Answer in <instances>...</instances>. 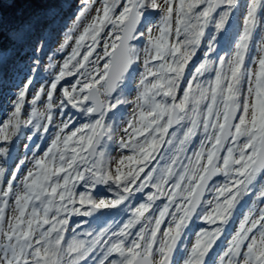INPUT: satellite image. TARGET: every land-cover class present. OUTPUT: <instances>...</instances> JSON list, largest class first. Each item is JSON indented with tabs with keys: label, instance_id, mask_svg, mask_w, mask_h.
<instances>
[{
	"label": "snow or ice",
	"instance_id": "obj_1",
	"mask_svg": "<svg viewBox=\"0 0 264 264\" xmlns=\"http://www.w3.org/2000/svg\"><path fill=\"white\" fill-rule=\"evenodd\" d=\"M82 2L60 52L92 6ZM49 11L8 38L29 46ZM36 42L33 73L45 38ZM33 82L0 123V264H264V0H101L50 86L27 101ZM57 110L67 118L54 124ZM26 128L32 155L9 177ZM196 221L205 226L193 239Z\"/></svg>",
	"mask_w": 264,
	"mask_h": 264
},
{
	"label": "trees",
	"instance_id": "obj_2",
	"mask_svg": "<svg viewBox=\"0 0 264 264\" xmlns=\"http://www.w3.org/2000/svg\"><path fill=\"white\" fill-rule=\"evenodd\" d=\"M81 6H84L82 0H0V22L3 25V31L0 32V55L7 53L10 57L7 63L3 65L2 75H0V88L8 83L13 74L20 75V73L25 71L30 73L35 78V81H39L49 73L50 67L47 68L46 63L51 64V60L49 59L51 54V59L58 54L54 50V44H56V37L58 36L56 30L63 28L69 18H72ZM49 10L55 11L53 20H48L44 30L34 34L29 46L21 48L8 38V33L13 28L26 25L36 18L50 16L51 12ZM240 20L241 16L239 13L233 17L231 29L233 34L239 31ZM38 36L45 38L44 51L39 54L38 71L33 73L29 69L34 66L33 60L36 54L32 49L37 46L36 38ZM69 79L67 77L61 83L67 82ZM105 195L110 194L106 193ZM73 219L78 221L81 218ZM88 226L100 227L103 225L90 222V225H85L84 227ZM82 230L83 228L78 229V231Z\"/></svg>",
	"mask_w": 264,
	"mask_h": 264
},
{
	"label": "rangeland",
	"instance_id": "obj_3",
	"mask_svg": "<svg viewBox=\"0 0 264 264\" xmlns=\"http://www.w3.org/2000/svg\"><path fill=\"white\" fill-rule=\"evenodd\" d=\"M88 3L91 4V8L88 11V13L86 14V16L80 21L79 25L76 27L75 32L73 33V40L69 42L68 46L66 47V49L63 52L58 51L59 45L62 43L64 36L67 33L68 29H71L74 22H75V16L76 14L79 12V10L83 7L81 6L80 9L77 10L76 14L72 17L69 18L67 24L63 27L60 28L59 30H56L58 36L56 37V44H54V50L58 53L54 58H50L51 60V64L56 65L55 68L50 67L49 69V73H47L45 75L44 78L40 79L39 81H35V78L33 76L30 75V73L27 72H22L20 73V75H11V79H9L8 83L5 84L4 86H2L0 88V123H3L4 119L6 118V114L9 113L12 109H11V101L14 100L15 94L23 88L24 83L30 78L33 77L34 78V84L32 85V87L30 86L28 89V93L26 96V100L30 101L36 91L43 85L45 87V89H47L48 86H50V82L51 80L54 78L55 74L59 72V68L60 65L63 63V60L65 59V57L71 53L72 51V47L75 44V37L78 36L81 32H83L84 28L91 22L92 17L96 14V9L101 7V0H88ZM241 21V25L239 27V29L242 26V19ZM145 32V36L144 38L139 42L138 47L141 49V59H140V66H142V62H143V47H144V40H146L147 38V30L142 29ZM154 34H155V29L153 30ZM102 36L106 37L107 36V31H105ZM257 40V41H256ZM259 42V32H257V38L254 40L253 42V52L252 55H257L256 51H255V47ZM86 49H82V51H84ZM98 52L100 54H102L103 52V42H101V45L98 47ZM221 54H224V52L222 51ZM48 58V57H47ZM92 59H95V54L93 55ZM47 64V68H49V63ZM250 66L254 67V65ZM67 78V77H66ZM70 79L67 82L61 83L60 85H58L57 90L54 93V103H59L60 99H62V91L61 89L65 86H69L72 82H74L73 77H69ZM139 79V74L136 75L135 79L132 81V90H125L126 92V97L128 100H133L135 97V84ZM45 101H46V94L43 95L41 97V101L38 102L37 107L41 110V111H46V106H45ZM131 105L125 106V113L128 114L131 112ZM70 110V109H69ZM31 111V106L29 104H25L24 106V110H23V119H27L29 116V113ZM74 111V110H71ZM67 117L64 116L62 117L60 112L54 111V124H59L61 122L62 119H66ZM125 125L123 123L120 124L119 128L116 130V137L119 138L122 135V129ZM23 133L24 135L17 141V146H16V150L14 151L13 154V159L7 162V167L9 168V172H8V176L10 177L11 175V170L14 168L15 163L19 162L20 159H23L26 155L27 156H31L32 153L29 152H25L24 150V144L28 143L27 141V135L30 134V129H23ZM37 142H40L39 140H37ZM112 156L114 157V161L113 163L115 164V160H118L119 158V153L117 151H112ZM125 155L128 154L127 152L124 153ZM0 163H3L2 161H0ZM26 170V169H25ZM23 174V172H21V175ZM245 203H248V201H245ZM244 211H246V209H241L240 211H238L236 213V220L233 222V225L230 229L231 232H235L236 228L239 225V220L242 218ZM202 227L205 225L200 224L196 225V227L193 228V226L191 227V231H192V238L194 239V231L198 228V227ZM227 239L228 236L226 235L221 241V245H225L227 243ZM190 246V243H189Z\"/></svg>",
	"mask_w": 264,
	"mask_h": 264
},
{
	"label": "flooded vegetation",
	"instance_id": "obj_4",
	"mask_svg": "<svg viewBox=\"0 0 264 264\" xmlns=\"http://www.w3.org/2000/svg\"><path fill=\"white\" fill-rule=\"evenodd\" d=\"M196 225H199V221H196V222H194V223L192 224L193 228L196 227ZM192 226H191V227H192Z\"/></svg>",
	"mask_w": 264,
	"mask_h": 264
}]
</instances>
